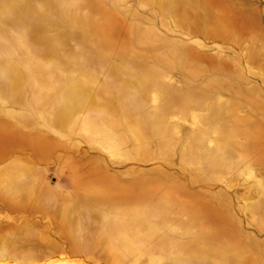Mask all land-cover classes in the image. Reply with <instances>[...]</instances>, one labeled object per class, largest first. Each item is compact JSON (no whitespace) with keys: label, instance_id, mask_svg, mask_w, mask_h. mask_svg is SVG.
I'll use <instances>...</instances> for the list:
<instances>
[{"label":"rangeland","instance_id":"374dc122","mask_svg":"<svg viewBox=\"0 0 264 264\" xmlns=\"http://www.w3.org/2000/svg\"><path fill=\"white\" fill-rule=\"evenodd\" d=\"M0 264H264V0H0Z\"/></svg>","mask_w":264,"mask_h":264}]
</instances>
